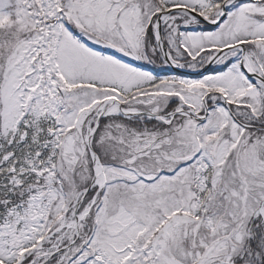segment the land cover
I'll use <instances>...</instances> for the list:
<instances>
[{"label":"snow or ice","instance_id":"6c2138e0","mask_svg":"<svg viewBox=\"0 0 264 264\" xmlns=\"http://www.w3.org/2000/svg\"><path fill=\"white\" fill-rule=\"evenodd\" d=\"M0 264H264V0H0Z\"/></svg>","mask_w":264,"mask_h":264}]
</instances>
